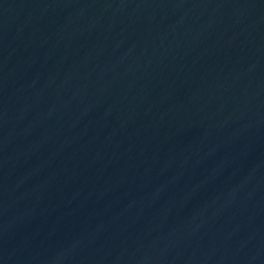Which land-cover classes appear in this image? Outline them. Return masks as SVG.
<instances>
[{
    "label": "water",
    "instance_id": "1",
    "mask_svg": "<svg viewBox=\"0 0 264 264\" xmlns=\"http://www.w3.org/2000/svg\"><path fill=\"white\" fill-rule=\"evenodd\" d=\"M0 264H264V0H0Z\"/></svg>",
    "mask_w": 264,
    "mask_h": 264
}]
</instances>
